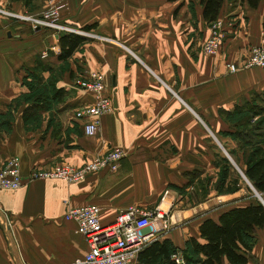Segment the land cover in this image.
Returning <instances> with one entry per match:
<instances>
[{"label": "crops", "instance_id": "crops-1", "mask_svg": "<svg viewBox=\"0 0 264 264\" xmlns=\"http://www.w3.org/2000/svg\"><path fill=\"white\" fill-rule=\"evenodd\" d=\"M0 8L31 14L55 8L61 22L114 40L83 35L62 59L64 32L0 13V167L18 157L23 180L17 189H0V264H64L85 254L86 239L64 218L68 206L96 204L103 224L129 205L178 207L175 192L160 202L162 191L183 169L214 161L211 137L235 154L242 149L235 135L264 118V69L227 68L264 44L263 1L257 8L223 1L217 18L224 33L214 55L202 51L210 23L200 0H0ZM91 71L101 75L112 111L88 136L75 112L93 95L75 81ZM112 147L127 151L115 171L73 183L29 179L32 170L78 166ZM188 204L178 210L181 221L156 239L201 258L190 248L192 238L204 242L200 223L237 204L210 194ZM246 264H264V226L253 234Z\"/></svg>", "mask_w": 264, "mask_h": 264}, {"label": "built area", "instance_id": "built-area-1", "mask_svg": "<svg viewBox=\"0 0 264 264\" xmlns=\"http://www.w3.org/2000/svg\"><path fill=\"white\" fill-rule=\"evenodd\" d=\"M0 13L26 22L33 28L47 27L57 32L66 30L85 34L66 27L59 20V14L54 8H49L39 15L16 13L4 8H0ZM224 25L222 18H216L210 23L209 35L202 44L204 54L218 53L222 44ZM240 67L264 69V44L252 46L243 60L227 63L230 72H236ZM75 84L93 95L92 103L75 112L76 118L84 120V133L93 136L98 131L101 116L112 111L110 96L98 72H89L87 76L78 78ZM126 154L124 148L112 147L105 154L95 156L78 166L58 163L48 168L32 170L29 179L50 178L68 183L78 182L93 172L103 169L117 170L119 161ZM22 184L19 158L11 157L0 167V189H17ZM169 215V210H164L161 205H156L152 209L129 205L116 214L113 222L103 224L100 220V208L96 204L68 206L64 218L76 222L77 231L86 239L88 250L82 256L64 264H141L138 259L139 252L152 240L169 230ZM2 225L5 229L8 228L5 219ZM172 259L175 264H185L180 252L175 253Z\"/></svg>", "mask_w": 264, "mask_h": 264}, {"label": "trees", "instance_id": "trees-1", "mask_svg": "<svg viewBox=\"0 0 264 264\" xmlns=\"http://www.w3.org/2000/svg\"><path fill=\"white\" fill-rule=\"evenodd\" d=\"M224 0H200L203 18L212 23L219 15ZM251 8H257L264 0H245ZM262 32L264 39V13ZM85 39L76 33H64L59 37V58H66ZM59 90V89H58ZM247 128V129H246ZM242 141L245 149L243 173L253 189L259 193L262 201L253 196L250 201L229 207L220 212L217 220L204 219L199 225L200 237L204 242L190 240V248L203 257L187 258L188 255L178 251L168 238L154 239L138 254L141 264H175L172 256L180 252L185 264H246L253 245V234L257 228L264 226V118H258L250 126L244 127L235 135ZM247 190H252L247 187ZM191 254V253H190Z\"/></svg>", "mask_w": 264, "mask_h": 264}, {"label": "rangeland", "instance_id": "rangeland-1", "mask_svg": "<svg viewBox=\"0 0 264 264\" xmlns=\"http://www.w3.org/2000/svg\"><path fill=\"white\" fill-rule=\"evenodd\" d=\"M55 9V8H54ZM47 10V9H46ZM56 10V9H55ZM45 11V10H44ZM57 11V10H56ZM35 13L36 15L41 14ZM26 13V12H23ZM28 14H31L30 12ZM60 20V18H59ZM63 23V22H62ZM66 27L74 30H78L80 32H84V36L92 37L95 39H101L105 41H114L110 38L101 36L92 32L91 30L78 29L74 28L70 25L63 23ZM47 28V27H41ZM67 33L69 31H60ZM75 33V32H70ZM80 34V33H76ZM83 36V34H81ZM247 129V128H246ZM213 140V145L215 147V159L211 162L209 166L206 167H195L189 169H183V171L179 172L180 179L176 180L173 177V183H169L165 186V189L162 191V196L160 198V202H164L162 197L168 195L170 191L175 192L179 199L182 202L176 201L178 203V207H175L174 202L173 206L167 207L168 204H161V208L164 210H169V228L173 226L175 223L180 222L179 208H185L188 203L199 202L208 194H210V200L214 199L226 201V203L234 202L235 204H243L247 203L250 200V197H257L256 191L251 186L250 182L244 176L243 167L245 157V149L239 150L233 154L231 151H226L220 143L214 137H211ZM249 187L252 191L249 192L247 190ZM165 192L166 195H165ZM261 197V196H260ZM258 198V197H257ZM162 202V203H163ZM228 205V204H226ZM166 233V232H165ZM164 234V233H163ZM162 235V234H161Z\"/></svg>", "mask_w": 264, "mask_h": 264}, {"label": "water", "instance_id": "water-1", "mask_svg": "<svg viewBox=\"0 0 264 264\" xmlns=\"http://www.w3.org/2000/svg\"><path fill=\"white\" fill-rule=\"evenodd\" d=\"M257 197L262 201V198L260 197L259 193L256 192ZM264 203V202H263Z\"/></svg>", "mask_w": 264, "mask_h": 264}]
</instances>
